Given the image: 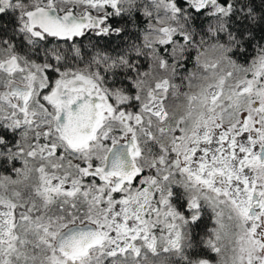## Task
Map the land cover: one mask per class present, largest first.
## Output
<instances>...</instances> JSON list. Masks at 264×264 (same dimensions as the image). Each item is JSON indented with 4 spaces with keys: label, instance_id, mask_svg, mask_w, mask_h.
Wrapping results in <instances>:
<instances>
[{
    "label": "snow or ice",
    "instance_id": "snow-or-ice-1",
    "mask_svg": "<svg viewBox=\"0 0 264 264\" xmlns=\"http://www.w3.org/2000/svg\"><path fill=\"white\" fill-rule=\"evenodd\" d=\"M0 264H264V0H0Z\"/></svg>",
    "mask_w": 264,
    "mask_h": 264
}]
</instances>
